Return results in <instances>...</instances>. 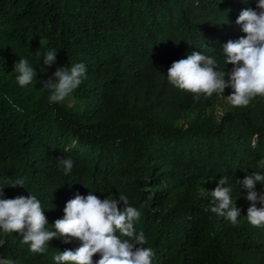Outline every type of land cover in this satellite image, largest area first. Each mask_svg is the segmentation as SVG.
Listing matches in <instances>:
<instances>
[{
    "label": "trees",
    "instance_id": "16d2710c",
    "mask_svg": "<svg viewBox=\"0 0 264 264\" xmlns=\"http://www.w3.org/2000/svg\"><path fill=\"white\" fill-rule=\"evenodd\" d=\"M257 2L0 0V198L34 195L54 231L77 193L122 195L141 213L134 227L155 253L152 264H264V226L248 222L251 202L238 182L264 175V98L215 119L206 109L219 94L195 100L167 77L193 51L230 72L223 46L246 36L236 20ZM50 49L57 61L43 72ZM20 58L38 73L23 87L14 71ZM77 63L87 78L67 101L49 103L43 81ZM57 157L73 160L70 173ZM222 177L241 210L235 226L210 210ZM21 178L24 188L11 187ZM22 239L0 230V258L56 264L60 251L82 244L53 238L40 254Z\"/></svg>",
    "mask_w": 264,
    "mask_h": 264
},
{
    "label": "clouds",
    "instance_id": "9594fccd",
    "mask_svg": "<svg viewBox=\"0 0 264 264\" xmlns=\"http://www.w3.org/2000/svg\"><path fill=\"white\" fill-rule=\"evenodd\" d=\"M236 24L246 36L229 40L223 46L225 64L233 65L230 72L217 71L214 58L193 51L186 58L173 62L167 72L169 83L195 94V100H199L201 94L208 97L213 93L223 95L226 88H231L233 93L226 98L235 107H247L256 97L264 98V0H258L255 9L242 10ZM56 61L57 52L47 50L43 72ZM14 71L18 73L16 80L21 87L29 85L38 75L23 58L15 63ZM86 78L83 63L57 67L53 75L43 81V87L51 90L49 103L67 101ZM12 107L21 110L15 104ZM57 159L65 175L72 171L74 162L71 158ZM259 164L264 165V159ZM238 182L247 192L246 200L251 202L247 209L248 222L256 227L264 226V192L257 191V184L264 185V175L257 172ZM24 183L23 178L17 179L11 187L24 188ZM227 184L228 178L222 177L209 193L214 201L210 210L235 226L241 210L233 202L232 188L225 186ZM2 189L0 196L3 195ZM95 193L91 191L86 197L77 193L70 199L65 205L63 218L54 222V231L46 229L45 211L34 195L0 198V230L19 233L31 253H44L45 245L53 238H63L65 243H71L73 239L82 242L74 251L64 250L55 255L56 264H94L93 256L97 253L101 258L96 264H152L155 253L152 248L144 246L147 243L145 234L142 231L137 233L134 227L140 219V211L129 206L127 198L122 195L118 199L109 195L102 200ZM0 264L15 262L11 258H0Z\"/></svg>",
    "mask_w": 264,
    "mask_h": 264
},
{
    "label": "rangeland",
    "instance_id": "374dc122",
    "mask_svg": "<svg viewBox=\"0 0 264 264\" xmlns=\"http://www.w3.org/2000/svg\"><path fill=\"white\" fill-rule=\"evenodd\" d=\"M232 93L233 89L226 88L223 95H218L215 104L206 109V113L215 119H219L224 111L231 106L226 97Z\"/></svg>",
    "mask_w": 264,
    "mask_h": 264
}]
</instances>
